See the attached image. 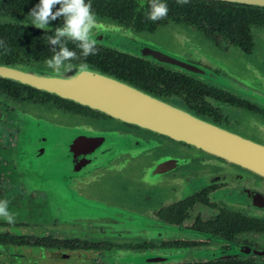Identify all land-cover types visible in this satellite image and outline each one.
Instances as JSON below:
<instances>
[{
	"label": "flooded vegetation",
	"instance_id": "flooded-vegetation-1",
	"mask_svg": "<svg viewBox=\"0 0 264 264\" xmlns=\"http://www.w3.org/2000/svg\"><path fill=\"white\" fill-rule=\"evenodd\" d=\"M15 6L0 12V27L41 30L23 24L30 9ZM96 17L110 22L105 15ZM62 24L52 21L49 32ZM169 27L183 29L198 46L215 49L241 76L247 77L241 57L264 70L255 40L262 30L251 29V46L245 49L211 26L158 21L152 32ZM12 59L35 61L20 51L4 55L0 50V61ZM196 80L210 93L204 114L162 101L264 147L262 107ZM13 111L17 107L0 98V199H8L16 214L14 224L0 218V264H264V148L234 143L238 147L206 150L140 129L148 147L124 174L105 179L99 178L98 160L67 148L15 159L11 147L17 129L5 118ZM250 128L254 133L241 131ZM99 189L112 195L99 199Z\"/></svg>",
	"mask_w": 264,
	"mask_h": 264
},
{
	"label": "water",
	"instance_id": "water-1",
	"mask_svg": "<svg viewBox=\"0 0 264 264\" xmlns=\"http://www.w3.org/2000/svg\"><path fill=\"white\" fill-rule=\"evenodd\" d=\"M227 1L264 6V0ZM56 27L51 29L55 30ZM93 34L98 45L185 71L208 84L232 91L264 109V70L252 67V63L246 62L248 59L244 57L241 60L246 63L247 77L228 66L226 57L212 47L198 46L182 35H169L167 28L158 29L153 34L136 33L97 18ZM255 40L257 51L264 59V32L257 33ZM50 73L46 64L39 67L0 64L2 78L97 110L139 129L190 142L206 150L238 147L234 143H242L247 148H264L237 138L227 129L208 120L194 119L113 76L91 69L83 73L76 69L59 75ZM5 118L12 120V126L18 129L16 140L23 137L20 152L13 156L15 159L33 158L37 155L35 152L41 149L67 148L81 153L82 157L87 154L88 159L98 160L99 178L115 179L112 177L124 174L134 166L133 159L148 147L141 132L91 118L47 112L35 106L13 111ZM14 146L16 148V144ZM107 190L111 191L110 188ZM109 192L99 189V199L111 196L112 192Z\"/></svg>",
	"mask_w": 264,
	"mask_h": 264
},
{
	"label": "trees",
	"instance_id": "trees-1",
	"mask_svg": "<svg viewBox=\"0 0 264 264\" xmlns=\"http://www.w3.org/2000/svg\"><path fill=\"white\" fill-rule=\"evenodd\" d=\"M38 3L39 0H0V12L8 13L15 5V8L22 6L25 10H31ZM166 3L169 6L168 15L164 20L159 21L187 22L202 27H216L225 31L235 45L245 46V49L251 46L252 28L264 32V6L261 5L226 0H190L184 5L177 4L176 0H166ZM56 7L58 8L59 5ZM92 7L96 16L105 15L110 18V22L125 24L131 28L129 30L136 33L153 34L156 31L152 32L155 22L158 21L153 22L146 16L149 11V0H92ZM0 28V39L6 41L10 48L13 47V52L20 51L22 55H32L35 60L12 59L3 60L0 63L22 66L39 63L42 58L51 56V45L47 43L44 31L30 29L26 32L25 30L16 31L15 28ZM68 47L79 54L80 50L74 44L69 43ZM97 47L98 53L87 57L86 62L89 68L113 76L161 100L179 103L192 113L204 114L206 111L205 97L210 93L201 90L200 82L194 76H187L173 68L125 54L110 47L98 44ZM83 59L81 57V60ZM79 62L72 63L78 65ZM45 64L43 62L28 67H39ZM0 95L1 99L6 98L19 111L35 106L47 112L55 111L62 115L91 118L143 133L142 130L117 122L115 119H103L106 115L102 112L10 79L0 78Z\"/></svg>",
	"mask_w": 264,
	"mask_h": 264
},
{
	"label": "clouds",
	"instance_id": "clouds-1",
	"mask_svg": "<svg viewBox=\"0 0 264 264\" xmlns=\"http://www.w3.org/2000/svg\"><path fill=\"white\" fill-rule=\"evenodd\" d=\"M190 0H176L177 4H188ZM59 5L57 8L56 6ZM169 12L166 0H149L147 19L155 22L164 20ZM24 25L31 23L38 29L44 30L45 39L51 45V56L45 63L50 74H64L76 69L83 73L89 70L87 57L96 55L99 51L97 40L94 37V28L97 23L96 13L92 7V0H39L27 14ZM62 19V26L56 27L53 34L48 35L50 23ZM72 43L80 50L68 47ZM2 54H10L12 49L3 39H0ZM81 57L84 59L81 60ZM73 61H80L74 65ZM10 201L0 199V218L8 224H14L16 214L9 209Z\"/></svg>",
	"mask_w": 264,
	"mask_h": 264
},
{
	"label": "rangeland",
	"instance_id": "rangeland-1",
	"mask_svg": "<svg viewBox=\"0 0 264 264\" xmlns=\"http://www.w3.org/2000/svg\"><path fill=\"white\" fill-rule=\"evenodd\" d=\"M167 33L169 34V35H171V34H177V35H182L183 37H185V33H184V30L183 29H181V28H178V27H176V28H174V27H169V28H167ZM188 36V35H187ZM186 36V37H187ZM11 121V126H12V120H10ZM14 127V126H13ZM16 128V127H15ZM17 129V128H16ZM23 130V133H24V128L22 129ZM21 130V131H22ZM17 131H18V129H17ZM20 131V130H19ZM241 131H243L244 133H254L253 132V129H246V130H243V129H241ZM21 133V132H20ZM16 136H17V133H16ZM18 139H20V140H16L15 139V141H14V145L16 144V148H15V146L13 145L12 147H11V150H12V153L14 154V155H17L19 152H20V149H19V147H20V145L22 144V142H23V137H21V138H18ZM18 143H17V142ZM29 176H31L32 175V173L31 172H29V174H28ZM189 255V254H188Z\"/></svg>",
	"mask_w": 264,
	"mask_h": 264
}]
</instances>
